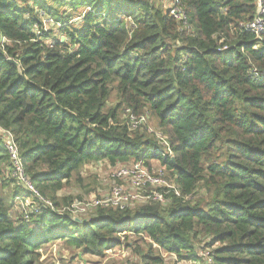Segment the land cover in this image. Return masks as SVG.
I'll return each instance as SVG.
<instances>
[{
  "label": "trees",
  "instance_id": "trees-1",
  "mask_svg": "<svg viewBox=\"0 0 264 264\" xmlns=\"http://www.w3.org/2000/svg\"><path fill=\"white\" fill-rule=\"evenodd\" d=\"M180 2L186 23L152 0H0V34L12 40L0 46V125L15 134L41 194L57 207V193L89 163L153 160L182 193L98 207L82 221L39 205L27 221L16 212L24 191L0 135V264H36L57 240L101 256L135 246L132 238L177 261H197L205 238L219 245L216 264H264V77L253 74L264 71V33L239 29L256 7ZM38 10L61 23L60 36L37 34ZM115 91L121 101L109 108ZM121 106L151 114L173 156L122 124ZM152 251L143 254L148 264H164Z\"/></svg>",
  "mask_w": 264,
  "mask_h": 264
},
{
  "label": "built area",
  "instance_id": "built-area-1",
  "mask_svg": "<svg viewBox=\"0 0 264 264\" xmlns=\"http://www.w3.org/2000/svg\"><path fill=\"white\" fill-rule=\"evenodd\" d=\"M253 2L256 7L255 17L252 20L240 22L239 29L241 31L253 32L260 37L264 33V0H253ZM174 5L175 7L171 10V14L177 19L183 20L186 23L187 16L180 0H175ZM41 12L44 13V16L48 18L47 25H50V29H58V27H55V25L60 26V22L49 16L45 10H38L37 13L43 24L41 28L38 24L35 25L34 30L37 32V34L39 35L42 32H45L47 26L44 17L41 16ZM75 19L74 21H76ZM62 40H64V38ZM11 42V39L0 34L1 48H5L6 45ZM226 48L227 46H224L223 50ZM253 74L257 78L264 77V71H258L257 69L253 70ZM127 112L131 118V124L128 123L131 129H136L140 125H146L148 123V116L146 114L137 115L130 108L127 109ZM150 130L157 137L159 144V148L157 149L158 153L164 157H172L174 152L168 137L163 132L155 131L153 129ZM0 135L5 138V145L11 161V167L8 171L9 175L14 179L15 184L20 186L25 193H22V195L18 196L17 201L21 200L23 207L22 211L24 213V218L27 219V221L30 220V216L33 213L40 211L39 206L32 211L27 209L25 201H27L29 198L39 201V205L50 208L58 215H69L79 220V214L86 213L89 210L96 209L98 207H119L120 209H125L126 207H132L133 203L139 200H142L143 202L154 200L161 203H166V195L169 193H174L178 197L182 196L181 189L179 186H177V184L171 182V184H169L166 182L164 171H161L158 174L152 173V171L144 164L143 161H139L132 163L131 166L120 167L118 172L114 175L115 184L108 196L94 198L89 202H79L72 206V209L70 210L71 212H69V214L63 213L55 206L51 199L46 198L41 194L27 173L21 153V148L15 137V134L11 130L0 125ZM126 186H129V188ZM128 189H134V192H129ZM135 191L137 192L135 193ZM198 255L203 260L202 264H216L214 253L211 248L206 247L201 249L198 251ZM190 264L197 263L196 261H191Z\"/></svg>",
  "mask_w": 264,
  "mask_h": 264
},
{
  "label": "rangeland",
  "instance_id": "rangeland-1",
  "mask_svg": "<svg viewBox=\"0 0 264 264\" xmlns=\"http://www.w3.org/2000/svg\"><path fill=\"white\" fill-rule=\"evenodd\" d=\"M159 7L163 8L165 11H171L175 5V0H152ZM65 9H62L64 11ZM80 12V11H79ZM41 16L44 17L46 25L48 24V18L44 16V13L41 12ZM75 22H78V18L75 19ZM50 25L46 26V30L50 31ZM55 27H59L55 25ZM51 31L57 36L60 34L59 31L52 28ZM61 35V34H60ZM59 35V36H60ZM66 39L64 36H61V39ZM53 37L49 38L47 42L51 43ZM119 95L115 91L109 100L108 107L115 108L120 103ZM127 106H121L117 112L118 120L123 123H130L131 118L127 112ZM148 116V123L146 125H140L136 129H132L134 132L147 133L152 136L156 135L151 132L150 129L159 131L157 127L156 120L148 112L145 113ZM157 138V137H156ZM133 161L129 163H119L117 165H112L109 162H95L85 165L80 173L75 176L69 184L60 192L57 193V208L63 213L69 214L71 212L72 206L79 202H89L94 198H102L108 196L115 184L114 175L118 172L120 167L131 166ZM152 173L158 174L161 171L165 172V180L167 183H175L174 176L172 173L165 170V166L157 160H153L149 166ZM171 182V183H170ZM129 188V186H126ZM129 192H134L129 190ZM137 191H135L136 193ZM39 201L34 200L33 198L27 199L25 201L26 207L29 211L34 210L39 206ZM143 203L142 200L135 201L133 206H137ZM21 200L17 202V213H24L22 211ZM97 214V209H91L86 213L79 214L78 218L80 221L89 220ZM132 238V237H131ZM137 241L135 246L130 248L128 247H116L114 249L106 250L103 255L98 256L91 253H84L80 249H77L73 246H70L64 240L53 241L44 246L40 251L39 260L36 264H148L145 260L143 254H147L150 249L155 255L162 256L164 259V264H190V260H181L177 261V257L174 255L163 251L157 244L150 246L148 242H142L136 238H132V242ZM208 239H201L197 244V251H200L203 248L207 247ZM219 245L211 247L214 251ZM141 251V252H140ZM142 254V255H141ZM196 261L197 264H202L203 260L198 255Z\"/></svg>",
  "mask_w": 264,
  "mask_h": 264
},
{
  "label": "water",
  "instance_id": "water-1",
  "mask_svg": "<svg viewBox=\"0 0 264 264\" xmlns=\"http://www.w3.org/2000/svg\"><path fill=\"white\" fill-rule=\"evenodd\" d=\"M9 61L13 64H16L19 67V71L21 72V64L17 61H15L14 59L10 58Z\"/></svg>",
  "mask_w": 264,
  "mask_h": 264
},
{
  "label": "bare ground",
  "instance_id": "bare-ground-1",
  "mask_svg": "<svg viewBox=\"0 0 264 264\" xmlns=\"http://www.w3.org/2000/svg\"><path fill=\"white\" fill-rule=\"evenodd\" d=\"M260 78V77H259Z\"/></svg>",
  "mask_w": 264,
  "mask_h": 264
}]
</instances>
